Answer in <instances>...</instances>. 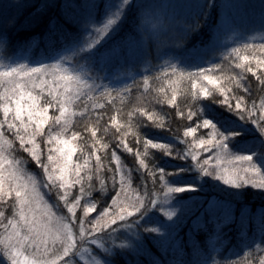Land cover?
<instances>
[{
  "label": "snow or ice",
  "instance_id": "obj_1",
  "mask_svg": "<svg viewBox=\"0 0 264 264\" xmlns=\"http://www.w3.org/2000/svg\"><path fill=\"white\" fill-rule=\"evenodd\" d=\"M79 3L84 10L80 16L45 17L46 9L56 5V0H46L34 12L13 15L0 32L11 41L13 33L32 31L44 24L43 37L50 43L66 40L67 49L85 61L89 68H103L113 63L146 60L153 55V49L159 55L169 44L181 47L193 33L200 32L205 27L211 10L216 6L215 0H188L189 7L193 10L183 15V19L174 17L165 22L157 16L152 5L142 0H79ZM5 5L16 9L22 7L20 3ZM130 14H134L133 22L125 30V21ZM100 15H103V20L98 23L97 17ZM219 27V23L213 25L201 48L215 50L214 42L218 39ZM71 28L78 29L82 34L79 42L73 38L69 31ZM93 33H102L105 36L103 42L84 39ZM245 47L247 49L248 46ZM239 51L233 49V53ZM256 53L238 57L242 62L237 63L236 68L242 71L237 77H228L230 81L235 80L236 88L241 89L242 93L229 95L232 89L223 86L218 91L229 112L234 108L236 118L255 125L261 136H264V44L259 45ZM52 68L59 69V65H53ZM199 68L202 70L189 72L188 76L194 81L203 79L208 84H217L212 69ZM49 76L53 78L51 87L48 85ZM250 78H255V83ZM90 79L88 71L83 67L71 71L59 69L50 73L46 64L39 67H28L22 63L15 66L0 65V227L3 228V234H0V264H111L117 253L138 254L144 243H151L156 247L160 242L163 247L172 239L170 226L181 209L170 205L171 210L160 216L156 210L159 208L157 197L162 193L167 201L175 198L173 194L196 191L195 187L171 186L165 177L178 173H168L160 168L158 176L154 169L148 172V176L153 178V188L146 189L147 202L139 196L129 198L126 188L131 187L132 176L128 175L126 178L122 173L120 157L113 150L111 161L116 163L114 173L120 174V190L110 194L99 208L95 203L83 199L86 191L95 187L94 176L103 167L102 157L98 153L109 147L107 142L97 136L102 127L100 121L103 119V112L97 113L92 127L83 123V132L78 130L82 121L87 120L91 114L86 106L81 110L76 101L86 99L94 92L102 99L111 96L106 86L98 85L94 80L89 83ZM245 79L249 82L242 84ZM144 85L147 87V79L144 80ZM192 86L195 88V83ZM37 88L40 90L36 91ZM202 88L205 96L211 95L206 86L202 85ZM257 99L259 105L256 103ZM168 103H176L174 94L168 99ZM193 103L201 104L199 94H193ZM70 107L75 110L70 111ZM93 107L103 109L105 105L96 104ZM50 109L55 110L50 113ZM77 111L81 120L73 125L72 118L77 115ZM193 115L190 111L188 119L191 120ZM108 118L119 132L122 125L116 123L114 116ZM148 118L151 120L153 116ZM198 119H202L204 128L212 129L210 138H198V142L192 143L189 150L177 155L185 161H191V166L201 177L212 176L233 188L250 185L264 190V169L253 162L251 155H238L231 159L229 163L233 164V169L230 172L227 169L218 170L221 157L231 155L230 137L234 138L240 133L221 130L216 123L202 115ZM70 129V135H66ZM103 131L106 132L107 129L104 128ZM84 132L90 133V136H85ZM196 132L197 127L189 125L183 136L193 137ZM9 133H12L14 139L9 138ZM180 142L187 143L185 140ZM117 143L126 151L132 152L123 135ZM97 144L100 145L99 148L96 147ZM143 144L145 148L150 145L152 148L163 149L166 154H171L172 151L168 144L154 143L149 139H144ZM14 145L21 153L27 154L26 159L30 158L28 163L40 169L37 175L26 173L21 166L24 161L9 159ZM209 146L217 152V166L211 170L206 167L209 161L205 158L201 162L199 152L196 151L206 150ZM78 151L80 155L74 161L73 157ZM139 156L137 153L138 158ZM139 164L141 168L148 167L143 158L139 159ZM113 183L115 184V177ZM103 188L104 183L101 181V190ZM44 189H48L49 193L54 192L55 206L60 208L62 204L60 211L63 213L66 210V215L57 216L52 211V207L45 201L47 193H44ZM121 193H125L123 199ZM13 196V218L10 219L4 211V205L6 199ZM40 207L43 212H38ZM150 207L156 210L160 217L158 221L150 219ZM90 213L95 214L90 216ZM260 220L264 224V213ZM226 223L228 221L215 223L216 232ZM252 225L253 221L249 220L250 230ZM206 228L204 223L194 225V230ZM121 229L126 234L113 237L112 234ZM102 236L110 238L107 241L108 247L101 241ZM216 238L215 235L211 237L209 246L215 243ZM97 249L100 251L97 252ZM255 254L258 264H264V237L255 245ZM102 255L106 257L103 260L99 258ZM153 264L160 262L153 258ZM204 264H221V261L213 255Z\"/></svg>",
  "mask_w": 264,
  "mask_h": 264
},
{
  "label": "trees",
  "instance_id": "obj_2",
  "mask_svg": "<svg viewBox=\"0 0 264 264\" xmlns=\"http://www.w3.org/2000/svg\"><path fill=\"white\" fill-rule=\"evenodd\" d=\"M5 3H20L22 7L16 9L6 6ZM45 3L46 0H0V29L7 25L13 15L20 13L27 15ZM215 3L216 6L212 9L205 27L200 32L193 33L181 47L177 48L169 44L160 51L159 55L153 49V55L146 60L113 63L103 68H89L85 61L67 49L66 40H57L56 44L50 43L43 37L44 24L32 31L13 33L11 41L3 32H0V65H8L11 60L20 58L24 60L22 64L28 67H39L46 64L49 66L50 73L59 71V69L71 71L83 67L91 77L89 83L94 80L98 85L103 84L111 93V96L102 99L98 93L94 92L90 93L88 98L76 101V105L81 110L86 106L91 114L87 120L82 121L78 130L83 132V123L92 127L97 113L103 112L104 116L100 121L102 127L97 136L109 144L107 149L98 153L102 157L103 167L100 173L94 176L95 187L86 191L83 199L95 203L99 208L110 194L120 190L118 176L114 173L116 163L111 161L113 150L120 157L121 170L125 177L132 176L131 187L126 188L129 198L135 199L139 196L147 202L146 189L153 188V178L148 176V172L153 169L157 176L160 173V168L168 173H178L165 177L171 186L196 188V191L173 194L175 197L173 200L165 201L162 193L157 197L159 208L156 210L160 216L171 210L170 205L181 209L178 217L170 226L172 239L167 244L161 247L158 242L157 246L153 247L151 243H144L140 246L138 254L117 253L115 261H112L111 264H153V258L158 259L160 264H204V261L213 255L221 261V264H258L255 245L260 243L261 238L264 237V224L260 220L261 214L264 213V190L253 188L250 185L233 188L225 185L222 181L215 180L212 176L201 177L191 166V161H185L177 155L189 150L192 143L198 142V138H210L212 129L204 128L202 119H198L202 115L203 118L216 123L221 130L227 129L228 133L232 131L240 133L234 138L230 137V156L251 155L257 166L264 169V136H261L255 125L246 124L236 118L234 108L232 112H229L223 105V97L219 95L218 91L223 86L232 89V92L228 93L229 95L242 93L241 89L236 88L235 80L230 81L228 77H237L241 73L242 70L236 68V64L242 62L238 57L256 53L259 45L264 44V39L234 44L231 50H227L223 54L219 51L209 52V49L201 48L213 25L218 23L223 8L224 3L222 4L221 0H215ZM83 11L79 0H56L55 6L46 9L45 17L63 15L71 18L82 15ZM133 15L130 14L125 21V30L133 22ZM102 20L103 15L97 17L98 23ZM69 31L76 42L82 39V34L78 29L71 28ZM87 37L85 36L84 39L87 40ZM233 49L240 51L233 53ZM58 55H63V57H56ZM53 65H59V69L52 68ZM199 67L212 69L217 84H208L203 79L194 81L188 76L189 72L201 71L202 69ZM174 71L175 75H173ZM127 72H130L132 77L123 76ZM77 74L79 73L77 72ZM248 75L250 77V74ZM121 77L130 79H127L128 81L124 84L113 85ZM52 79L49 76V87L52 86ZM145 79L148 80L147 87L144 85ZM250 79L252 83H255V78ZM248 82V79H245L241 83ZM193 83L196 85L195 88L192 86ZM202 85L207 87L211 95L205 96ZM39 90V88L36 89V91ZM173 94L176 96L174 105L168 103V99ZM193 94H199L201 104L193 103ZM213 99L215 102H212ZM110 101L114 102L110 103ZM256 103L259 105V99L256 100ZM96 104H104L105 107L103 109L93 107ZM249 107H251L250 102ZM54 110L50 109V113ZM72 110L75 109L72 108ZM190 111L194 113L191 120L188 119ZM181 112L182 115L178 114ZM150 115L153 116L151 120L148 118ZM109 116H114L116 123L122 125L119 132L113 127ZM78 120H81L79 111L72 118L73 125ZM189 125L197 127V132L193 137H184L183 132ZM104 128L107 129L106 132L103 131ZM70 133L71 129L66 135H70ZM84 135L90 136V133L84 132ZM121 135L132 152H128L118 145L117 141ZM9 138L14 139L12 133H9ZM144 139H149L154 143L168 144L172 149L171 154H166L163 149L152 148L150 145L145 148ZM181 140H185L187 143H181ZM77 144L79 146V141ZM96 147L99 148L100 145L97 144ZM196 151L199 152L201 162L205 158L209 161L206 166L209 170L216 166L213 159L217 152L211 146L206 150L196 149ZM137 153L140 154L139 158ZM79 155L78 151L77 157ZM26 157L27 154L21 153L14 145L9 159L15 158L24 161L21 166L26 173L37 175L40 169L28 163L30 158L26 159ZM140 158L144 159L148 165L147 168L140 167ZM94 162L95 158L93 157L92 163ZM219 170L222 169L219 168ZM146 176L147 179H145ZM114 177L115 184L113 183ZM101 181L104 183L103 190H101ZM85 187L87 188V184ZM76 188L78 189L79 185ZM43 191L47 193L45 201L52 207V211L57 216L66 215V210L63 213L60 211L62 204L60 208L55 206L54 192L49 193L48 189ZM13 199L14 196L7 198L4 205V211L10 219L13 218L11 208ZM108 202L110 204V200ZM214 202L216 203L211 205ZM215 206L217 209H214ZM149 210L152 213L150 219L158 221L160 217L156 214V210L151 207ZM94 214L90 213L89 215ZM249 220L253 221L251 230L248 227ZM224 221H228V223L217 233L214 224ZM198 223L206 224V230H194V225ZM0 234H3L2 227H0ZM125 234L121 229L120 232L112 235L119 237ZM213 235L217 238L215 243L209 246ZM109 239L107 236L101 237L105 247H108ZM99 258L103 260L106 257L102 255ZM0 259H2V253H0Z\"/></svg>",
  "mask_w": 264,
  "mask_h": 264
},
{
  "label": "rangeland",
  "instance_id": "obj_3",
  "mask_svg": "<svg viewBox=\"0 0 264 264\" xmlns=\"http://www.w3.org/2000/svg\"><path fill=\"white\" fill-rule=\"evenodd\" d=\"M142 2L152 5L157 16L165 22L174 17L183 19V15H187L193 10L190 9L188 0H142ZM221 2L224 4L218 19L220 27L218 39L214 42V51H219L223 54L227 50H231L234 44L264 39V0H221ZM87 38L89 41L99 39L103 42L105 36L102 33L99 35L93 33ZM208 51L210 52L211 50ZM60 57H63V55ZM22 62L24 60L19 58L11 60L10 64L15 66ZM123 76L132 77V74L127 72ZM127 79L129 80L130 78L121 77L113 85L124 84L128 81ZM69 110L72 111V108L70 107ZM216 155L217 153L214 156L213 163L217 166ZM76 157L77 154L73 157L74 161L77 159ZM233 158L232 156L221 157L218 167L222 170L227 169L230 172L233 169V164L229 163V161ZM239 163L243 162H237V164ZM117 176L119 180L120 174H117ZM126 194L127 196L129 195L127 191ZM124 195L125 193L121 194V199L124 198ZM215 207L214 209H217V206ZM38 211L43 212L44 210L40 207Z\"/></svg>",
  "mask_w": 264,
  "mask_h": 264
}]
</instances>
